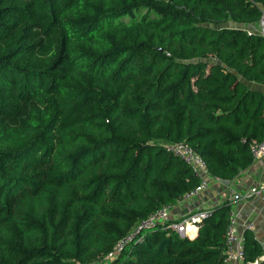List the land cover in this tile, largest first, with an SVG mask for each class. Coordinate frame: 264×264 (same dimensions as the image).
Instances as JSON below:
<instances>
[{
    "label": "trees",
    "instance_id": "trees-1",
    "mask_svg": "<svg viewBox=\"0 0 264 264\" xmlns=\"http://www.w3.org/2000/svg\"><path fill=\"white\" fill-rule=\"evenodd\" d=\"M264 0H0V264H223L224 200L180 237L146 216L231 180L264 138ZM242 264H264L243 233Z\"/></svg>",
    "mask_w": 264,
    "mask_h": 264
},
{
    "label": "built area",
    "instance_id": "built-area-1",
    "mask_svg": "<svg viewBox=\"0 0 264 264\" xmlns=\"http://www.w3.org/2000/svg\"><path fill=\"white\" fill-rule=\"evenodd\" d=\"M259 33L264 36L259 30ZM166 149L173 156L183 161L191 170L192 175L197 179V184L184 192L178 199L180 201H187L194 196H197L201 192L208 188L209 175L206 163L204 159L187 143L174 142L168 143ZM249 151L253 159H260L264 157V138L260 141H254L249 145ZM262 195L264 204V185L255 186L250 188L244 194L235 193L232 195L233 200L250 199ZM170 204H165L158 209L151 211L139 222L134 228L132 234L125 236L119 240L115 246V251H119L126 241L136 234L140 229L150 227L156 223H164L169 220ZM210 215V209H200L189 212L176 221H170L168 227L176 232L180 237H194L197 232L198 224L205 217ZM253 224L246 225V230H251ZM244 238L238 231V225L235 216L232 212L229 214L228 223L225 229L224 241H223V264H242L244 259ZM264 256H260L259 260H263Z\"/></svg>",
    "mask_w": 264,
    "mask_h": 264
},
{
    "label": "crops",
    "instance_id": "crops-1",
    "mask_svg": "<svg viewBox=\"0 0 264 264\" xmlns=\"http://www.w3.org/2000/svg\"><path fill=\"white\" fill-rule=\"evenodd\" d=\"M246 85L249 88L264 92V85L254 82H246ZM257 185H264V157L253 159L249 167L239 171L231 180H222L210 176L208 188L205 191L187 201L177 199L170 204L169 221H176L192 211L211 209L220 205L224 200H227L230 205V212L235 216L238 231L242 235L245 231L251 232L261 245L262 256H264V204L262 195L252 197L248 200L232 199L233 194H244L250 188ZM249 223L253 224V228L246 230V225Z\"/></svg>",
    "mask_w": 264,
    "mask_h": 264
},
{
    "label": "water",
    "instance_id": "water-1",
    "mask_svg": "<svg viewBox=\"0 0 264 264\" xmlns=\"http://www.w3.org/2000/svg\"><path fill=\"white\" fill-rule=\"evenodd\" d=\"M260 29L261 32L264 34V12H262V15L259 19Z\"/></svg>",
    "mask_w": 264,
    "mask_h": 264
},
{
    "label": "rangeland",
    "instance_id": "rangeland-1",
    "mask_svg": "<svg viewBox=\"0 0 264 264\" xmlns=\"http://www.w3.org/2000/svg\"><path fill=\"white\" fill-rule=\"evenodd\" d=\"M247 28L259 31L260 30V24H259V22H257L256 24H252L250 26H247Z\"/></svg>",
    "mask_w": 264,
    "mask_h": 264
}]
</instances>
